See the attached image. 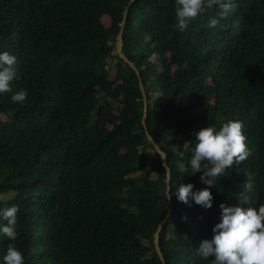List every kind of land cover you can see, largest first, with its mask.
<instances>
[{
	"label": "trees",
	"instance_id": "obj_1",
	"mask_svg": "<svg viewBox=\"0 0 264 264\" xmlns=\"http://www.w3.org/2000/svg\"><path fill=\"white\" fill-rule=\"evenodd\" d=\"M128 3L0 0V50L16 57L10 88L27 90L23 104L0 94V204L17 207V236L0 239V253L11 244L23 264H162L153 235L169 187L165 263L209 264L194 250L218 204L264 202V0H237L213 28L203 25L218 10H206L184 32L175 0ZM126 6L121 52L139 71L169 183L141 123L138 78L115 51ZM229 119L242 122L247 158L207 186L209 208L178 201L177 185L206 186L188 165L192 131Z\"/></svg>",
	"mask_w": 264,
	"mask_h": 264
},
{
	"label": "clouds",
	"instance_id": "obj_2",
	"mask_svg": "<svg viewBox=\"0 0 264 264\" xmlns=\"http://www.w3.org/2000/svg\"><path fill=\"white\" fill-rule=\"evenodd\" d=\"M175 29L184 32L189 22L206 10L218 11L209 15L204 27L213 28L218 19L234 11L237 0H175ZM16 57L0 50V94L11 92L9 100L14 104H23L27 90L19 88L12 91L10 81L15 77L13 65ZM242 122L229 119L218 127L206 125L192 131L193 143L188 148V165L191 173L199 172V181L205 187L194 188L191 182L181 183L172 190V195L185 204L195 203L209 208L212 194L207 186L214 185L217 179L225 175V170L248 156ZM210 165L201 168V162ZM244 190L250 191L251 184H244ZM165 191L166 200L170 197ZM172 189V188H171ZM9 196L8 199H12ZM246 207L219 203V219L211 226V237L201 239L194 250L202 260L209 264H264V202L250 205L247 197L241 196ZM17 207L15 204H0V239L14 240L17 236ZM24 256L20 249L9 244L0 253V264H23Z\"/></svg>",
	"mask_w": 264,
	"mask_h": 264
},
{
	"label": "water",
	"instance_id": "obj_3",
	"mask_svg": "<svg viewBox=\"0 0 264 264\" xmlns=\"http://www.w3.org/2000/svg\"><path fill=\"white\" fill-rule=\"evenodd\" d=\"M132 1L133 0H129L128 5ZM126 16H127V6H126V8H125V10L123 12V17H122V20L120 22V29H119V32L117 34L116 42H115V51H116L117 55L121 59H123L132 68V70L134 71V73L136 74V76L138 78V87H139V90L141 92L142 102H143V113H142L141 123H142V125L144 127L145 135H146L147 139L149 140L151 146L159 154V157H160V160H161V164H162V166H163V168L165 169V172H166V182L169 183L170 182V169H169V167H168V165L166 163V154L160 148V146L157 144V142L154 140V138L149 134V132L147 131L146 126H145V118H146V115H147V98H146V92H145V89H144V85H143V83H142V81L140 79L139 71L136 68V66L121 52L122 31H123L124 24H125V21H126ZM168 200H169V207H168V210L166 212V215L162 219V221L158 224V227H157V229H156V231L154 232V235H153L154 247H155L156 253H157L159 259L161 260L162 264H166V263H165L164 256H163V254H162V252L160 250V247L158 245L157 236H158V232L162 228L163 223L165 222V220L168 218V216L170 214L172 201H171L170 197L168 198Z\"/></svg>",
	"mask_w": 264,
	"mask_h": 264
},
{
	"label": "rangeland",
	"instance_id": "obj_4",
	"mask_svg": "<svg viewBox=\"0 0 264 264\" xmlns=\"http://www.w3.org/2000/svg\"><path fill=\"white\" fill-rule=\"evenodd\" d=\"M101 22L103 23V25L109 26V24H110V18H109V16H107V15L101 16ZM113 76H114V73L111 71L110 72V77L112 78ZM199 113H200V110L199 109H195V114L197 116L199 115Z\"/></svg>",
	"mask_w": 264,
	"mask_h": 264
}]
</instances>
